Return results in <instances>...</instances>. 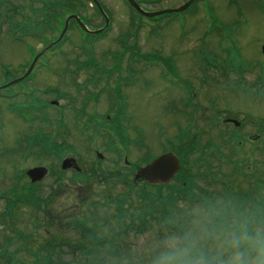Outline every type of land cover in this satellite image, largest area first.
I'll return each mask as SVG.
<instances>
[{"label":"rangeland","instance_id":"374dc122","mask_svg":"<svg viewBox=\"0 0 264 264\" xmlns=\"http://www.w3.org/2000/svg\"><path fill=\"white\" fill-rule=\"evenodd\" d=\"M1 2L4 4L0 9L8 7L9 13L4 16L7 11L3 10L2 18L0 16V88L26 72L35 55V53L30 55L32 47L41 56L27 80L0 90V247L4 246L7 238L10 237L11 242L7 244L10 245L9 253H14L21 245V238L14 235L16 232L13 227L20 232L23 231L26 237L29 236V242H32L27 244V247L30 246L29 251H36L39 244L47 240L48 234L44 233L45 228L40 226L39 229H35V226L30 223L33 221L34 213L40 215L48 210L49 216L59 218L56 223L61 221L60 225L64 230L70 220L69 217L76 213L79 214L78 216H89L92 213L98 215L99 219H105L107 215L110 219L112 215H116L112 207L91 212L87 208L80 209L81 198L100 200L96 193L102 191L104 183L102 186L93 185L92 191L88 194L92 192L95 194H91L92 197L89 196L86 194V186L84 187L81 183L71 184L69 181L72 176L71 171H67L65 177L58 175L61 173V160H58L56 156H43L41 148L35 147L39 143L43 147L46 145L45 138L42 134H38L40 130L50 135L54 142L66 141L72 149H69L71 151L67 149L69 152L63 153L62 157L77 159L81 168L90 169L92 163L96 162L92 149L84 148L86 138L59 135L62 132L54 123L61 118V111L56 110L51 104L48 105L49 102H57L58 106L62 107L68 103L69 97L64 85L69 80L68 74H71L75 82L95 79L92 74L94 71L90 73L84 69L79 70V74L74 77L73 74L77 72L76 67L97 62L113 70L108 74L98 72L95 77L101 78L103 85L109 83L113 104L124 102L123 109L130 117L129 122L124 123L129 129L128 139L132 146V153L128 157L129 162L145 164L150 162L151 159L166 152L168 147L176 146L178 136H183L185 141L198 137V142L202 146L208 143L209 138L217 143L221 142L220 134L228 129L219 126L213 128L210 125L208 117L211 112L207 106L208 96L214 97L212 101L215 107L211 108L215 109L214 114L217 118L221 121L232 120L242 125L239 129L241 136L246 137L256 133L250 126L251 122L262 117L259 121L263 125L264 137V77H262L261 87L254 88L259 86V82L256 81L259 78V72L252 64L251 67L256 70L257 75L255 72L248 74L246 84L251 81L257 83L253 87H250L252 84H247L249 88L244 91L226 90L228 86L235 88L232 83L237 81L235 76L231 74V83L228 84L226 75L224 79L218 67H213L214 63L222 67L223 58L226 55L231 60L237 53H241L246 64L262 62L260 49L264 43V0H199L177 15L158 17L153 20L140 17L134 12L132 14L124 0H99L104 13L112 21L109 24V30L102 35H86L74 25L72 28L68 26L70 30L65 34L67 39L64 44H62L64 38H60L62 34L60 32L48 31L42 36V40L13 34L19 30L23 31L32 20L42 18V9H45V6L49 7V2L0 0ZM138 2L150 11L170 5L169 3L166 5L162 0L161 2L138 0ZM206 3L209 5L206 6ZM80 7H83L81 14L83 18H86L90 30L102 28V19L96 13L91 1L82 0ZM19 9L20 16L17 15ZM36 10L39 11L35 12ZM50 12V9L47 10V13ZM7 17H12L9 23L4 22ZM130 18H135L138 22L132 19L130 21ZM62 29L60 27L59 31ZM132 36L133 39L130 40ZM124 42L127 47L135 42L137 45L134 44V46H138L139 52L148 56L151 61L157 62L155 58L158 57L172 58L176 72L169 71L170 76L162 75L159 65L151 62L143 69L141 60L131 63L133 68L127 69L130 55L123 59L121 65L120 62L118 63L117 67L120 65L121 68L116 66L112 68L113 60L117 61L114 55L120 51V48H124ZM222 82H225V85ZM105 87L108 89L107 84ZM109 92L104 94L102 103ZM72 95L70 106L76 107L81 102V97L75 93ZM137 130L141 131V134ZM186 130L189 131L184 132ZM209 134L212 136H208ZM140 135L144 138L143 149L142 146L137 147L135 144V142L140 143ZM105 142L97 137L92 143L93 146L100 148L99 153L104 157L102 166L99 167L103 170L113 168L114 162H117L115 153L110 152L109 149H103L106 143L111 145L109 139ZM240 150L234 149L235 152ZM242 152L248 154L249 149H242ZM120 155L122 158L123 153ZM257 156L258 161L263 164L264 150ZM196 157L189 160L193 162ZM241 158L239 155L231 157L226 166L212 170L219 179L214 183L206 178L208 176L212 180L208 164L207 166L206 163L193 165L189 169H186L188 166H184L187 185H180L177 188L179 197L175 205L182 209L190 203L189 201L202 196L232 195L240 199L254 198L256 200L257 197L250 193V187L255 182L254 157L250 155L248 159L242 160L248 163L244 165L241 162L237 167H242V173H238L239 170L235 172L233 169L236 167L233 160ZM122 165L123 162L120 163L121 167ZM51 166L56 173L52 172ZM35 167L49 169L50 175L35 189L32 200L14 210L16 219L14 222L3 216L7 209V202L2 193L15 188L19 190L21 185L28 181L24 173ZM176 183L171 182L169 185L175 188ZM139 188L140 186H137L133 192H138ZM154 190L148 191L154 192ZM124 192L126 187L119 182L114 184L111 194L116 196ZM163 194L165 195L166 192L164 191ZM132 196L134 194L131 195L128 205L136 209L140 207L141 202L138 197L132 199ZM36 198H40L38 203H42L41 206H37L34 202L37 201ZM88 203L85 202L84 205ZM111 223L113 224L112 220ZM156 229L158 228L142 229L141 232L135 228L130 230V235L125 241L129 250L123 249L120 251L121 254H127L134 264V250L139 246L141 237H147ZM118 231L116 228L115 232ZM69 236L73 238L77 237V234L70 233ZM60 256L62 262L71 260L67 254L60 253ZM16 257L25 262L24 264H31L33 261L29 253L18 250ZM56 261L59 260L53 258L52 262ZM0 264H15V262L9 261L8 257H0Z\"/></svg>","mask_w":264,"mask_h":264},{"label":"trees","instance_id":"16d2710c","mask_svg":"<svg viewBox=\"0 0 264 264\" xmlns=\"http://www.w3.org/2000/svg\"><path fill=\"white\" fill-rule=\"evenodd\" d=\"M39 1L45 3L49 2V7L45 6V9H42V18L33 20L29 27L34 28V36L38 38V40H42V36L48 31L52 33L59 32L64 17L67 14L79 13L82 0ZM49 9L51 12L47 13ZM38 11L39 10H36L35 12ZM157 60H160V58H155V61ZM114 134L119 135V130H115ZM41 148L40 150L43 156H56L57 159H60L61 155L65 152L64 149H60L59 146H51L49 143ZM99 167H101L100 164L90 170H83L81 174L72 173L69 181L71 184L81 183L84 187L86 186V194L92 191L91 188L93 185L98 184L102 186L104 183L102 191L96 193V196H98L100 200H87L86 197L84 200L81 198L80 209L84 210L87 208V210L91 212L112 207L115 209L116 215H112L110 219H108V215L105 219H99L98 215L92 213L89 216H78L79 214L76 213L69 217L70 220H68L65 225L66 230H64L60 225L61 221L56 223L59 218L57 216H55V218L49 216L47 213L48 210L40 215L34 213L33 221L30 223L35 226V229H39L40 226L44 227V233L48 234L47 240L43 241V244L40 243L36 251H29L30 246L27 247V244L32 243L29 242V236L26 237L23 231L20 232L16 227H13L15 230L14 232H16L14 235L16 234L21 238V241L17 238L21 243L17 250L29 253L33 259L31 264H122V262L133 264V261L127 254H121L120 252L123 249L129 250L128 244H126L125 241L130 235V230L135 228L138 232H141L142 229L152 230L159 228L162 219L167 217L173 210L180 209L175 204L179 197L177 195V188L180 185H187L185 168L182 169L177 177V186L175 188L171 186L155 187L154 189L156 191L151 192L148 191L149 186L143 184L138 189V192H133L137 186L132 183L130 175L117 168L103 170ZM51 168L52 172L56 173L53 166H51ZM58 175H63L65 177V173L63 172L58 173ZM119 182L126 187V192L112 196L111 192L114 184ZM39 185L40 184H30L26 182L21 185L19 190L15 188L6 192L7 209L3 216L15 222L14 210L32 200L34 198L35 189ZM163 189L167 191L165 195L162 194ZM91 194L95 193L92 192L88 195L91 196ZM133 194L134 196H132V199L133 197H138L141 202L140 207L136 209H133L130 204L128 205L131 195ZM36 199L37 201L34 202L37 203V206H41L42 203H38L40 198ZM48 200H50V197H48ZM85 202L89 203L84 205ZM45 204V206H47V203ZM116 228H118V232H115ZM70 233H76L77 237L71 238L69 236ZM9 242H11L10 237L7 238L5 245L0 247V257H8L9 261H13L15 264H18L17 262L24 264L25 262L16 257L17 250L14 251V253L8 252V247L10 245L8 246L7 244ZM60 253L67 254L71 260L62 262ZM53 258L59 261L54 263L52 262Z\"/></svg>","mask_w":264,"mask_h":264},{"label":"flooded vegetation","instance_id":"af4514ba","mask_svg":"<svg viewBox=\"0 0 264 264\" xmlns=\"http://www.w3.org/2000/svg\"><path fill=\"white\" fill-rule=\"evenodd\" d=\"M137 2V4L143 8L144 10V6H142V4L140 2H138L137 0H135ZM161 2V0H159ZM188 0H162L163 3H165L167 5V3H169V6H165L163 9H176L179 8L180 6H182L183 4H185ZM159 3V2H158ZM83 5V4H82ZM85 5V3H84ZM209 3H206V6H208ZM96 11V7L95 5H93ZM146 10V9H145ZM158 10H162V9H158ZM82 11H83V7H80V11H79V18L81 20V22L85 25H87V20L86 18L82 17ZM150 11V10H147ZM156 11V10H153ZM97 13V12H96ZM98 14V13H97ZM99 15V14H98ZM100 16V15H99ZM102 21H104L105 24V20L102 16H100ZM109 19V22L112 23V21ZM132 18H130L131 21ZM217 21L219 19H216ZM11 19H9L8 21L6 20V22H10ZM22 21V20H20ZM33 21V20H32ZM32 21L26 26V28L24 29V33L22 34V36H29L28 31L30 32V35H32L34 28L29 27V25H31ZM132 21H136L137 20L135 18L132 19ZM109 23V24H110ZM30 37V36H29ZM32 38V37H30ZM133 39V36L130 38V40ZM134 44H136L134 42ZM130 45V49L129 51H126L127 48L126 46H124V48H120L119 52L115 53V57L118 58L117 61L113 60V63H116L115 65L117 66L118 63L120 62V65L123 61V59L130 55L131 59L129 60V63L127 65V69H131L133 68V66H131V63H134L137 60V54L139 53V48L138 46H134ZM137 45V44H136ZM228 55H226L225 58H223V64L222 67L220 68V72L222 74V76H224L225 79V75L227 77V83L230 84L231 80L230 77L232 75H234L235 77V82H232L233 85L235 86V88H231L230 86L226 87V90H235L238 89L240 91H244L247 90L249 87V85L247 86V84H252L250 85V87H253V85H255L258 81L259 82V86H254V88H260L261 87V83H262V77H264V65H262L264 63V60L262 59L261 61H256L255 63H245V61L243 60V57L241 55V53H237L236 56H234L231 60L228 59ZM234 62V64H233ZM144 63V60L142 59L141 64ZM254 64V68L258 70L259 72V78L256 81H251L249 83L246 84L247 82V75L248 74H253L256 70L252 69L251 65ZM258 64V65H257ZM118 66L121 68V66ZM142 68L144 69V66L142 65ZM77 70H88L90 73L92 71H94L92 74L94 76L95 79H87L86 81L83 82H75L72 77L71 74H68V81L67 83H65V89H66V93L68 94L69 97V101L67 104L62 105V107L57 106L55 107L56 110H60L61 111V118L59 120L56 121H60L62 124L60 125V132H64L59 133V135L61 134L63 135H68V136H72V137H82V138H86V145L84 146L85 149H93L94 152L96 153L97 151H99L98 149H100L99 147L93 146L92 143L95 141V139L97 137H101L103 140H105L107 142L108 140V134L111 135L112 131L117 130V128H120V134H122V140L125 143V145H103V149H119L120 152L126 153L123 156V165L122 167L120 166L119 159L117 160V162H115L114 164L118 165L119 167L123 168V169H131L132 166L129 164H127L125 162V159H127L128 155H130L132 153V146H131V142L128 139L129 137V129L128 127L124 124L125 122H129L127 114H125V110L123 109V102L120 101V104H113V100L110 96V86L109 83H105L107 84V88L105 87V84L103 85L101 83L102 79L101 78H96L95 75L96 73L100 72V73H107L109 71L108 67H103L101 65L92 67V66H87V67H76ZM76 70V71H77ZM77 74H79V71L75 72L73 74L74 77L77 76ZM232 74V75H231ZM255 74L257 75V73L255 72ZM102 78H104L102 76ZM223 83V82H222ZM225 83V82H224ZM223 83V84H224ZM117 84V83H116ZM115 84V87H116ZM225 85V84H224ZM64 89V90H65ZM75 93L77 96L81 97V102H79V105L75 106H70V101L72 100V94ZM106 92L108 93V97L104 99V103L102 98L104 96V94ZM244 93V92H243ZM208 102H207V106H208V110L211 112L208 119H209V123L210 125H212L213 128L216 127H224L227 128L228 131H224L222 134H220L221 142L217 143L215 142L212 138L208 139V143L205 144L204 146H202L200 143L198 145H193L190 141V145H185V143L183 145H176L173 148L170 149H174L175 152L177 153H186L192 149H206V152H202L204 158H201V161L205 160L204 162H197L196 164H205L206 166L208 164V169H210L211 171L214 169H220L222 166H226L230 160L231 157H235V156H241L242 158L240 160H233L234 163L236 164V167H233L234 171L236 172L237 170H239L238 173H242V167L238 168L237 166L240 165V163L242 162L244 165H246L248 162L246 161H242L244 159H248L249 156L251 155V157H254V161H253V168H254V172H255V176L254 177V183H252V186L250 187V193H253L254 196L257 197V193L260 192L261 190V169H262V163L260 161H258L257 159V155L261 153V151L264 149V137H263V130L262 127L263 125H261V122L259 121L260 119H262V117H259L257 120H252V124L250 125L254 131L256 133H253V135H248L246 137L241 136V134L239 133V129L241 128L242 125H239L237 122L236 124H230L229 122L232 120H220L219 118L216 117V115L214 114L215 109L211 108V107H215V103L213 100L214 97H210L208 96ZM64 99H65V95H64ZM63 99V100H64ZM255 100V99H253ZM256 101V100H255ZM51 104V102L48 103V105ZM115 105V107H114ZM104 108H103V107ZM103 108V109H102ZM62 109V110H61ZM103 110V112L101 113V111ZM207 119V121H208ZM227 122V123H226ZM119 125V127H118ZM77 133V134H76ZM79 134V135H78ZM208 136H212V135H208ZM226 136V137H224ZM144 139V138H143ZM142 139V141H143ZM119 141V140H118ZM144 148V143L142 142V149ZM234 149H241L240 151L235 152ZM242 149H249V153L245 154L242 152ZM114 153H119L118 150H113ZM244 154L246 156H244ZM257 156V157H256ZM206 158V159H205ZM128 160V159H127ZM180 161V159H179ZM181 162V161H180ZM248 170H251V168H246ZM212 175H214V173L212 172ZM213 182V181H212ZM214 183V182H213ZM238 186V185H237Z\"/></svg>","mask_w":264,"mask_h":264},{"label":"clouds","instance_id":"9594fccd","mask_svg":"<svg viewBox=\"0 0 264 264\" xmlns=\"http://www.w3.org/2000/svg\"><path fill=\"white\" fill-rule=\"evenodd\" d=\"M134 264H264V195L195 198L141 237Z\"/></svg>","mask_w":264,"mask_h":264},{"label":"water","instance_id":"95a60500","mask_svg":"<svg viewBox=\"0 0 264 264\" xmlns=\"http://www.w3.org/2000/svg\"><path fill=\"white\" fill-rule=\"evenodd\" d=\"M127 1L129 2V4L132 7H134L143 16H145L147 18H154V17L160 16L163 14L182 12L186 8H188L196 0H190L184 6L178 8L176 10H163V11H158V12H153V13H146V12L142 11L139 8V6L133 0H127ZM94 3L100 9V6H99L97 0H94ZM100 11H101V13H103L101 9H100ZM70 19H75L77 24L80 26V28L88 34L95 35V34H99L103 31V29H101V30L96 31V32H91L84 25H82V23L80 22V20L76 16H70L65 21L64 28H63V31H62L60 38H62L63 35L65 34V32L68 28V23H69ZM106 22L108 23L107 19H106ZM106 28H107V24L105 26V29ZM262 54L264 56V45L262 46ZM39 57H40V55H38L34 59V61L32 62L31 66H30L29 71L22 78L17 79L15 81L9 83L7 86L23 80L31 72V70L33 69V67L36 64ZM97 157H98V159H102V156L100 154H97ZM70 168H73L74 170L79 171V168L76 165L75 160H73V159L63 160V162L61 164V169L62 170H68ZM178 170H179L178 160L172 154H164V155L158 157L157 159H155L154 161H152L146 167L138 170L134 175V181L143 180V181H145L151 185L165 184L168 181H170L172 178H174V176ZM26 175L30 179L31 183H37V182L42 181L46 177L47 170L43 167H36V168L28 170Z\"/></svg>","mask_w":264,"mask_h":264}]
</instances>
